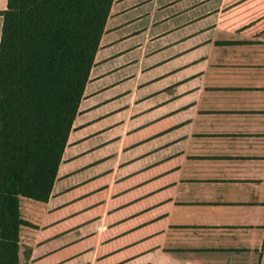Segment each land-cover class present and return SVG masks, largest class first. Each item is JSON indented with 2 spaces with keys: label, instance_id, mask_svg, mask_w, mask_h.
<instances>
[{
  "label": "crops",
  "instance_id": "0c3cea01",
  "mask_svg": "<svg viewBox=\"0 0 264 264\" xmlns=\"http://www.w3.org/2000/svg\"><path fill=\"white\" fill-rule=\"evenodd\" d=\"M124 1L112 5L49 199L21 197L20 264H264V0H164L163 29L149 37L160 57L133 99L116 191L99 176L65 185Z\"/></svg>",
  "mask_w": 264,
  "mask_h": 264
},
{
  "label": "trees",
  "instance_id": "16d2710c",
  "mask_svg": "<svg viewBox=\"0 0 264 264\" xmlns=\"http://www.w3.org/2000/svg\"><path fill=\"white\" fill-rule=\"evenodd\" d=\"M115 0H8L0 10V264H20L21 197L52 193Z\"/></svg>",
  "mask_w": 264,
  "mask_h": 264
},
{
  "label": "rangeland",
  "instance_id": "374dc122",
  "mask_svg": "<svg viewBox=\"0 0 264 264\" xmlns=\"http://www.w3.org/2000/svg\"><path fill=\"white\" fill-rule=\"evenodd\" d=\"M163 2L125 0L119 7L121 13L116 18V48L112 51L116 58L97 70L105 76L95 85L100 93L91 100L93 109L85 116L88 129L77 131L79 133L76 136L82 141L71 149V160L62 165L63 173L70 175L66 178L67 188L78 185L82 178L99 176L98 185L106 186V192L116 191V159L120 143L129 142V134L135 123L133 99L145 98L144 83L148 77L146 69L153 60L160 57L152 55L151 50L161 42L151 44L149 37L163 29L155 24L162 21L164 12L159 9ZM1 4L6 7L4 0ZM136 4L137 11L133 9ZM2 28L3 16H0V41ZM98 133L101 137L86 138ZM97 163L102 165L90 170L83 169Z\"/></svg>",
  "mask_w": 264,
  "mask_h": 264
}]
</instances>
